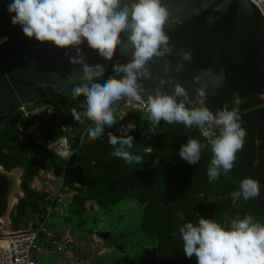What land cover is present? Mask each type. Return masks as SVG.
Masks as SVG:
<instances>
[{"label":"rangeland","instance_id":"obj_1","mask_svg":"<svg viewBox=\"0 0 264 264\" xmlns=\"http://www.w3.org/2000/svg\"><path fill=\"white\" fill-rule=\"evenodd\" d=\"M66 99L67 110L60 108L57 112L53 103L48 102L17 112L18 129L27 136H21L15 144L0 145V169L20 177L18 194L10 199L6 212L0 217V235L39 231L44 248L40 264H197L195 255L187 258L183 252L179 234L182 222L175 221L164 231L165 227L158 223L161 216L157 211L154 217L157 222L150 225L161 229V233L143 235L141 230L148 219L150 204L165 212L170 197L165 198L163 193L170 191L180 208L195 210L206 219L208 214L236 213L246 208L245 201L242 198L234 201L231 193L238 191L242 179L251 177L260 182L258 202L264 205V145L258 141L264 119L252 139L256 143L255 151L246 148L243 150L246 156L236 154L232 170L227 176L220 175L227 177L226 181L209 183L207 169L190 176L191 168L197 165H189L181 157L160 176L138 173L136 163L126 164L120 158L110 160L114 148L107 143V132L120 135L117 129L121 125L129 122L136 125L129 133L134 138V147L130 150L133 155L140 152L150 155L151 141L177 131V125L181 129L176 134L186 143L193 138L195 128L164 121L153 127L150 114L130 111L121 99L114 112L116 124L106 128L103 139H94L86 133L92 122L76 121L72 116V109L83 102V97L74 100L69 92ZM259 100L257 107L248 110L254 121L264 110V95ZM31 118L37 123L26 127ZM54 140L68 145V160L46 152L43 145ZM101 161L104 164H100ZM182 176L189 177L191 185L184 183ZM182 192L184 195H179ZM153 193L158 195L153 196ZM198 218L191 215L187 219ZM128 232L140 238L122 236ZM105 233L112 237L118 234L115 242L101 239L100 235ZM66 237L69 244L65 252L56 251L54 243Z\"/></svg>","mask_w":264,"mask_h":264},{"label":"clouds","instance_id":"obj_2","mask_svg":"<svg viewBox=\"0 0 264 264\" xmlns=\"http://www.w3.org/2000/svg\"><path fill=\"white\" fill-rule=\"evenodd\" d=\"M7 11L11 23L19 26L26 37L76 52L69 62L80 66L83 79L73 83L71 95L74 100L83 97V102L72 109V116L76 121L92 122L86 128L89 137L103 139L106 128L116 124L117 102L134 101L146 105L153 127L164 121L198 131L206 144L195 137L189 138L180 146L179 156L189 165H198L202 150L209 147L212 153L207 166L209 183L232 170L247 136L238 107L241 100L236 97L235 107L224 106L215 112L206 104L209 82L212 87L221 86L223 70L216 73L209 68L196 75L193 80L200 87L196 88L194 98L185 87L174 83L172 77L160 78L154 90L143 86V81L154 79L148 63L154 58L170 56L174 47L165 30L170 13L162 0H9ZM121 34L126 36V41ZM85 42L100 61L86 62L81 50ZM118 47L130 51L131 58L127 62L114 60L111 72L105 75L103 61L112 58ZM179 55L184 62L193 58L191 51L183 49ZM184 67L180 63L176 71ZM164 71H169L167 64ZM205 76L209 81H205ZM165 84L173 85L171 94L163 90ZM135 128L129 122L117 129L120 135L107 132V143L114 148L112 155L126 164L142 163L139 155L130 152L134 138L129 133ZM260 187L259 180L244 178L238 191L231 193L232 199L242 198L246 202L257 198ZM195 215L199 217L197 220H189L183 213H177L178 221L182 222L179 234L187 258L195 255L197 264H264V223L252 214L237 216L228 224L215 218L206 219L199 213Z\"/></svg>","mask_w":264,"mask_h":264},{"label":"water","instance_id":"obj_3","mask_svg":"<svg viewBox=\"0 0 264 264\" xmlns=\"http://www.w3.org/2000/svg\"><path fill=\"white\" fill-rule=\"evenodd\" d=\"M8 2L0 0V119L52 100L83 79L80 66L69 62L76 52L26 37L19 26L11 23ZM162 2L170 13L165 30L174 47L170 56L154 58L148 63L154 79L143 81L145 89L154 90L160 78L172 77L174 83L181 84L194 98L200 85L193 78L209 68L216 73L223 70L224 80L219 87H212L209 82L206 100L245 99L258 88L264 72V31L256 24V9L249 1ZM121 36L126 41V36ZM180 49L193 53L190 62L181 60ZM81 50L88 64L101 60L86 42ZM130 58V51L118 47L112 58L103 61L105 72L114 60L127 62ZM180 63L185 67L177 72ZM204 79L209 81L206 76ZM162 88L171 94L173 85L165 84ZM111 236L105 233L100 238L106 241Z\"/></svg>","mask_w":264,"mask_h":264},{"label":"trees","instance_id":"obj_4","mask_svg":"<svg viewBox=\"0 0 264 264\" xmlns=\"http://www.w3.org/2000/svg\"><path fill=\"white\" fill-rule=\"evenodd\" d=\"M254 17H255L256 24L258 26H261L263 31H264V20L257 10L255 12ZM110 72H111V67H109L107 69V71L105 72V75H108ZM72 87H70L64 94H62V95H60V96H58L52 100L39 103L37 106H41V105H44L48 102H52L54 107L56 108L57 112H59L60 108H63V110H67L68 109V101L66 99V94L71 92ZM263 95H264V72H263L262 79L260 81L258 88H256L251 93V95H249L247 98L240 99L241 103L239 104L238 107H239L240 112H241L243 127L247 131V136L245 138V143H244L243 148L237 153V155H240V154L244 155L243 150H245L246 148H248V150H251L252 152H254L256 149V143H255V141H252V139L255 137V133H256L258 125H260L263 122L264 110L260 111V114L255 121L251 118V116H250L251 113L248 112V110H250L251 108L257 107L258 106L257 102H261V100H259V99ZM206 104L213 112L217 111L218 109H223L224 106H227L229 109L236 106L234 103V99H230V98L222 99V100H218V101L206 100ZM18 117H19V113H14L11 116H7V117L0 119V145L6 146V145L15 144L21 138V136H24V137L27 136V135L21 133L18 129ZM36 123H37V120H35L34 118L33 119L31 118L26 122L25 125H26V127H29L30 125H34ZM175 128L177 129V131H173L172 133H169L168 135H165L162 137H157L153 141H151L152 148H151L150 155H147L143 152L139 153V156L142 158V163H140L139 167L137 168L138 173H140V174L146 173L147 175L157 174V176H160L166 172V170L168 169L169 166L176 165L175 162L178 161V159L180 158L179 148L182 144H185V143H183V139H181V137L176 134L180 131L181 126L177 125ZM260 133L261 134L258 137V141L263 146L264 145V129L261 130ZM5 135H7V137H5ZM193 137L200 139L202 143L206 144V141H204L203 138H201L199 136V133L196 129H193ZM186 138H187V136L184 137V139H186ZM47 153H49V152H47ZM244 156H246V155H244ZM211 157H212V153L210 151V148L205 147L202 150L201 159H200L199 164L197 166L191 168L190 176H192L193 174L198 175L202 171H205L207 169V166L210 162ZM113 158H115V159H113ZM116 159H118V158H116L114 156L110 157V160H116ZM100 164H104V161H101ZM182 178L184 179L183 181H185L184 183L188 184V186L191 185V183L188 181L190 179L189 177L182 176ZM30 179H31V177H30ZM206 179H208V176L206 177ZM226 179H227V177L220 176V178L218 179L219 181L218 180L217 181L218 182H224V181H226ZM23 188H24V191L26 192L27 189H25V187H23ZM168 192L169 193H163L165 198L170 197L168 208L165 210V212L162 208H159V207L155 206L154 204H150L148 206V208H147V211L149 213V215L147 216L148 219L145 220V223H144L142 230H141L143 235L155 236L156 234L161 233V229H157V228L150 225V223L155 224V222H157L154 220V217L157 216V211L161 216L160 218L157 219V220H159L158 223L161 224L160 226L165 227L164 231L171 228L175 221H177L178 223H181L180 221H178L177 213H183L186 219L189 216L196 214L195 210H187L184 208H180L179 204L173 200L172 193L170 191H168ZM185 194H186L185 196L192 197V195L189 193H185ZM157 195H158L157 193H153V196H157ZM179 195L183 196L184 192L180 193ZM258 201H259V197L248 200L247 202H245L246 208L241 210V211H238L236 213L228 214V213L224 212V213H217V215H215V216L208 214V216H209L208 219L215 218L216 221H218L222 224H228V223H230V221L232 219L236 218L237 216L242 218L243 215H245V214H252L256 220L264 223V205H262ZM167 218H170V219H167ZM148 222H149V224H148ZM128 233L129 234H124V235L121 234V235L122 236L129 235V236L136 238V239L140 238L135 233H132V232H128ZM117 236H118V234L114 235L113 237L111 236V238L108 239L107 241L110 243L115 242L114 237L116 238ZM0 239H1V235H0Z\"/></svg>","mask_w":264,"mask_h":264},{"label":"built area","instance_id":"obj_5","mask_svg":"<svg viewBox=\"0 0 264 264\" xmlns=\"http://www.w3.org/2000/svg\"><path fill=\"white\" fill-rule=\"evenodd\" d=\"M260 13L264 20V0H247ZM130 111L148 113L146 105L134 101H123ZM149 114V113H148ZM50 154L61 160L70 158L68 145L61 140L48 141L43 145ZM42 235L39 231H19L5 235L0 239V264H39L38 256L42 252ZM58 251L65 247L55 243Z\"/></svg>","mask_w":264,"mask_h":264},{"label":"flooded vegetation","instance_id":"obj_6","mask_svg":"<svg viewBox=\"0 0 264 264\" xmlns=\"http://www.w3.org/2000/svg\"><path fill=\"white\" fill-rule=\"evenodd\" d=\"M13 173L0 169V217L6 212L10 199L18 194L19 184L12 177Z\"/></svg>","mask_w":264,"mask_h":264},{"label":"crops","instance_id":"obj_7","mask_svg":"<svg viewBox=\"0 0 264 264\" xmlns=\"http://www.w3.org/2000/svg\"><path fill=\"white\" fill-rule=\"evenodd\" d=\"M19 180H20V177H19ZM67 240H68V237H66L65 240L57 241L60 245H62V246L65 245V247L63 248L62 251H58V250H57V248H56V246H55V243H57V242H55V243H54V248L56 249V251H58V252H65V250L67 249V245L69 244V242H68ZM41 246H42V252H41V253L39 254V256H38L39 264H40V260H41L42 254H43V252H44L43 241H42V240H41Z\"/></svg>","mask_w":264,"mask_h":264},{"label":"bare ground","instance_id":"obj_8","mask_svg":"<svg viewBox=\"0 0 264 264\" xmlns=\"http://www.w3.org/2000/svg\"><path fill=\"white\" fill-rule=\"evenodd\" d=\"M12 177L15 179L16 184H19V180H18L19 179V175L17 173H13Z\"/></svg>","mask_w":264,"mask_h":264}]
</instances>
